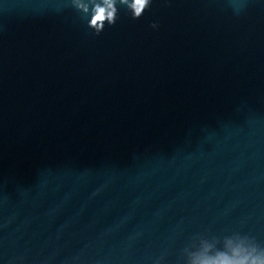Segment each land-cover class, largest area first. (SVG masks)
I'll list each match as a JSON object with an SVG mask.
<instances>
[{"label": "water", "instance_id": "95a60500", "mask_svg": "<svg viewBox=\"0 0 264 264\" xmlns=\"http://www.w3.org/2000/svg\"><path fill=\"white\" fill-rule=\"evenodd\" d=\"M101 2L0 0V264L264 252V0Z\"/></svg>", "mask_w": 264, "mask_h": 264}, {"label": "clouds", "instance_id": "9594fccd", "mask_svg": "<svg viewBox=\"0 0 264 264\" xmlns=\"http://www.w3.org/2000/svg\"><path fill=\"white\" fill-rule=\"evenodd\" d=\"M153 0H102L91 8L90 19L87 26L93 30V34L99 36L105 26L114 25L118 19L117 4L122 5L133 20L139 19L152 5ZM86 13L88 8L83 9ZM151 27L157 29L159 25L152 23ZM228 253H218L215 258L202 259L199 264H264V252H260L257 246H244V243L227 244ZM230 253V254H229Z\"/></svg>", "mask_w": 264, "mask_h": 264}]
</instances>
